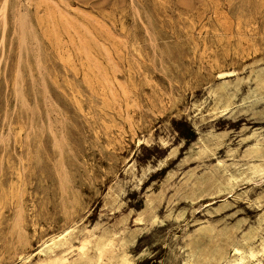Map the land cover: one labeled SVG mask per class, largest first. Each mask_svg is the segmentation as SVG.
<instances>
[{"label":"rangeland","instance_id":"1","mask_svg":"<svg viewBox=\"0 0 264 264\" xmlns=\"http://www.w3.org/2000/svg\"><path fill=\"white\" fill-rule=\"evenodd\" d=\"M0 12V264H264V0Z\"/></svg>","mask_w":264,"mask_h":264},{"label":"bare ground","instance_id":"2","mask_svg":"<svg viewBox=\"0 0 264 264\" xmlns=\"http://www.w3.org/2000/svg\"><path fill=\"white\" fill-rule=\"evenodd\" d=\"M7 7H8V0H5L4 3H3V6L1 9L2 11V14L6 15V10H7ZM1 13V12H0ZM6 19V18H5ZM5 21V20H4ZM4 24V23H3ZM6 24V22H5ZM6 26V25H5ZM6 29V28H5ZM4 52V51H3ZM79 94V93H78ZM82 96V95H81ZM74 97V96H73ZM76 99V98H75ZM221 99H218L217 102H220ZM217 109V107L215 108V110ZM202 150H206L207 149V146L204 144L201 148ZM250 151L251 152H261L262 149H263V146L261 144L258 143H255V144H252L250 146ZM233 150H230L229 152H232ZM264 173V160H259V161H255V162H252L250 165H249V177H252V178H257L258 176H262ZM234 180H238V178L234 177L233 178ZM139 222H142L143 221V218H140L138 220ZM264 230V227L262 228ZM64 238L59 236L57 238L55 237H52L50 238L49 240H46L44 241L43 243V247L41 249V252H46V251H51L53 250L55 247H58L60 244H62Z\"/></svg>","mask_w":264,"mask_h":264}]
</instances>
